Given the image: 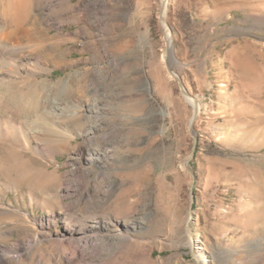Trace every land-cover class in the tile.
I'll return each instance as SVG.
<instances>
[{
    "label": "rangeland",
    "instance_id": "rangeland-1",
    "mask_svg": "<svg viewBox=\"0 0 264 264\" xmlns=\"http://www.w3.org/2000/svg\"><path fill=\"white\" fill-rule=\"evenodd\" d=\"M23 2L64 56L35 64V78L67 87L40 94L30 130L0 113V264H198L191 238L201 264H264V0H169L174 61L163 0ZM25 39L5 45L33 55ZM11 62L0 74L18 77ZM172 73L201 106L195 137ZM95 100L105 113L90 114ZM61 109L79 115H43ZM111 219L128 234H90Z\"/></svg>",
    "mask_w": 264,
    "mask_h": 264
},
{
    "label": "bare ground",
    "instance_id": "bare-ground-1",
    "mask_svg": "<svg viewBox=\"0 0 264 264\" xmlns=\"http://www.w3.org/2000/svg\"><path fill=\"white\" fill-rule=\"evenodd\" d=\"M23 1L24 0H12V2L10 1L11 2L10 6L4 10V17L0 18V71L2 69L10 67L8 63L9 59L12 62H14L12 66L17 67L18 70L20 71V73L18 72V77H15L11 70H9V72L12 74H9L8 76L4 74H0V113L2 115L4 114L5 115H21V116L27 117L28 121L24 123V127L30 130L31 129L30 128L31 124L29 123L30 115L39 114L38 113L40 111L39 109L43 107L41 104L40 94L47 91L48 89L61 88L62 86L67 87V85L66 84L63 85V83H53V81H50V80L38 82L37 79L35 78L37 76V74L33 72V68L35 69V64L36 65L41 64L45 61H48L55 65L61 64L64 62V56L59 51V49L55 46V44H53V38L49 37V33L40 27L39 19L34 14H32L31 5L30 4L26 5L25 2ZM168 3H169V0H163V9H164L163 10V25L165 27V33H166L165 35V39L167 43L166 52H167L168 58H171L173 60L174 59L173 34H172V31L166 19ZM22 9L24 13L21 17H19V14ZM16 21H20L18 22L19 24H15ZM27 37L28 38L33 37L34 40L37 41L36 43H38L40 47L39 50L35 51L33 55L31 53L30 54L24 53L23 51L25 47L22 46V44H20L19 42L17 43L18 45H14V46L11 45L12 47L5 45L8 39H17L16 41L18 40L21 41L22 39H25ZM4 49H9V51L6 53L7 50L5 51ZM9 53L11 55L10 58L8 55H6ZM6 56L9 59L6 58ZM164 56L166 55L164 54ZM99 71H100V78L105 84V82L107 81L108 74L106 73L105 68H100ZM172 75L175 76L176 79L178 78L180 80L178 75L174 73H172ZM31 77H33L34 79ZM92 91L94 92V94L99 95L100 89L95 84H92ZM184 96L186 97L188 103L191 106H193L194 109L196 108V110L198 111V115H199L201 106L199 102L197 101V99L189 95L187 91L186 93H184ZM98 103H100V101ZM93 104L94 105H91L90 107V114L100 115L102 112H104L105 109L101 108L100 105L98 106L100 108L96 106L97 105L96 100ZM43 115H46V117L48 116L50 123H52L54 126H59L60 124H58L57 121L61 118V115H79V113L78 112H74V113L68 112V111L61 109L60 112H56L52 110V111L44 112ZM4 125H5L4 128L7 132L8 123L4 122ZM90 125L92 124L89 123L88 126ZM51 129L52 128H50V131ZM99 129H100L99 125L89 127L85 135L88 136V135L95 134L96 131ZM52 130H53V133L58 134V131L54 129ZM61 136H64V135H61ZM33 140L35 142V138H33ZM67 141H69V139L66 136H64L62 137V139L56 140L55 143L59 145L60 143H67ZM36 143L38 144V148H41L42 145L40 143H44V142L36 141ZM28 145H29L28 141L24 139V146L27 148ZM88 151H89V154L87 157V161L89 163L95 164V163H98L99 161L101 163H104L102 161H103V158L107 156L106 152L102 153L101 150L92 149V148H89ZM107 221L105 220L94 221L93 225L90 227L91 228L90 234H94V233L97 234L98 231L99 233H102V232L105 233V235L110 234L113 231L117 233L115 234V236L117 235L116 237H119L122 234L123 235L128 234L129 228L127 227L131 224V222L125 223V221L123 222L121 220H112V219L109 220V222ZM131 221H133V219ZM133 224H136V223H133ZM111 226L119 228V229L111 230L110 229ZM199 242L200 241L198 239L191 238V241L189 244L191 248H193L195 252L197 253V254L195 253L196 255L194 256L198 260L199 262L198 264H201L207 261L205 259V256H203L201 252L203 248L201 249V247L199 246Z\"/></svg>",
    "mask_w": 264,
    "mask_h": 264
},
{
    "label": "water",
    "instance_id": "water-1",
    "mask_svg": "<svg viewBox=\"0 0 264 264\" xmlns=\"http://www.w3.org/2000/svg\"><path fill=\"white\" fill-rule=\"evenodd\" d=\"M163 10H164V9H163ZM162 19H163V15H162ZM177 80H178V82H179V85H180V87H181V89H182L183 94L186 93L185 88H184V86H183L181 80H179L178 78H177ZM194 110H195V113H194V116H193V119H192L191 129H192V135L195 137L194 124H195V121H196V119H197L198 111L196 110V108H195ZM187 229H188V224H187ZM195 259H196V258H195ZM196 261H197V263H199L197 259H196Z\"/></svg>",
    "mask_w": 264,
    "mask_h": 264
}]
</instances>
